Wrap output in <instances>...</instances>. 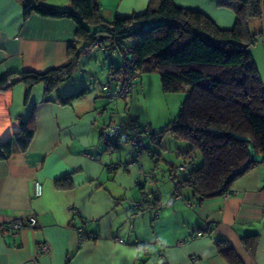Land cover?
Listing matches in <instances>:
<instances>
[{
  "label": "crops",
  "instance_id": "1",
  "mask_svg": "<svg viewBox=\"0 0 264 264\" xmlns=\"http://www.w3.org/2000/svg\"><path fill=\"white\" fill-rule=\"evenodd\" d=\"M47 1L64 9L70 0ZM157 1L98 3L107 23L143 13ZM172 1L204 13L222 29L235 24V12L219 0ZM249 21L256 32L261 23ZM75 30L69 18L32 14L24 20L19 0H0V79L63 64L69 47L82 45L74 40ZM120 64L117 53L90 48L71 79L50 96L42 84L34 85L27 99L21 82L0 90V143L12 138L11 154L0 158V264H229L218 253L217 239L226 240L242 264H264V164L238 177L227 195L199 201L188 187L176 192L174 183L160 178V164L167 173L170 167L153 147L160 142L166 150L162 142L168 134L144 135L137 151L103 140L101 129L134 116L156 132L176 118L187 94L163 91L152 71L143 73L128 95L109 101L101 85ZM84 87V97L59 101ZM26 121L34 133L23 147L15 135ZM157 154L164 160L156 163ZM116 163L125 166L113 167ZM35 181L41 183L40 196L34 195ZM138 202L139 211L133 208ZM29 216L36 224L12 236L6 223ZM205 225L203 234L194 236ZM81 232L92 237L81 240ZM178 240L184 242L177 245Z\"/></svg>",
  "mask_w": 264,
  "mask_h": 264
},
{
  "label": "trees",
  "instance_id": "2",
  "mask_svg": "<svg viewBox=\"0 0 264 264\" xmlns=\"http://www.w3.org/2000/svg\"><path fill=\"white\" fill-rule=\"evenodd\" d=\"M19 1L24 20L32 14L71 19L76 26L74 40L82 43L80 48L71 45L67 60L59 66L19 73L25 99L36 84H42L45 95L50 96L71 79L81 56L99 42L98 49L121 57L120 66L107 82L123 79L128 62L138 78L155 71L163 91L187 94L174 120L156 132L149 125L153 138L168 134L189 144L188 149L177 153L189 164L178 167L186 175L173 182L176 192L188 187L199 201L221 196L247 170L264 164V83L251 54L256 35L262 36V31L252 33L248 27L249 19L261 17V0H219L220 5L235 12L236 21L230 29H222L204 13L176 6L172 0L151 2L143 13L116 17L107 23L100 16L98 0H70L64 9L47 0ZM15 75L0 79V90ZM86 94L84 87L59 101L70 104ZM33 133V124L22 122L15 140L25 147ZM11 152L12 138L0 143V158H7ZM251 152L259 160L250 161ZM197 154L201 162L193 167ZM158 157L156 163L164 160ZM166 163L170 179L175 180L174 164ZM137 204L139 211L142 205ZM215 244L229 264H242L226 240L217 239Z\"/></svg>",
  "mask_w": 264,
  "mask_h": 264
},
{
  "label": "built area",
  "instance_id": "3",
  "mask_svg": "<svg viewBox=\"0 0 264 264\" xmlns=\"http://www.w3.org/2000/svg\"><path fill=\"white\" fill-rule=\"evenodd\" d=\"M100 46L99 42H95V44L91 47V49L98 48ZM126 64V65H125ZM125 66H127V72L123 79H117L111 82H105L101 85V89L103 95L109 100L113 101L117 98L124 97L129 94L130 90L135 86L136 79L138 78V74L131 69V64L125 62ZM151 127L149 125H138L135 121V118H129L126 122L119 123H108L104 125L101 129V137L103 140L115 143V144H131L137 151H140L143 148V138L144 135L149 134ZM121 167L123 168L125 164L116 163L113 167ZM183 170L184 167H181ZM150 179H153V173L150 174ZM42 193V186L39 181H35L34 183V195L40 196ZM223 195H227V192ZM133 208L136 210L139 208L138 204L135 203ZM70 213H74L73 208H69ZM36 224V218L33 216H29L25 221L21 217H17L8 223H6V227L11 231L12 236H17L18 232L25 226L33 227ZM203 230H199L194 233V236H199L203 234V231L208 228L207 225L203 227ZM92 237L88 233H80V239L84 240L86 238ZM183 240H178L177 245L182 244ZM40 250L46 252L48 247L46 245H41ZM192 260H195L193 258Z\"/></svg>",
  "mask_w": 264,
  "mask_h": 264
},
{
  "label": "rangeland",
  "instance_id": "4",
  "mask_svg": "<svg viewBox=\"0 0 264 264\" xmlns=\"http://www.w3.org/2000/svg\"><path fill=\"white\" fill-rule=\"evenodd\" d=\"M258 20V23H261V20L260 19H257ZM250 22V21H249ZM249 22H248V25H249ZM250 32L252 33H258L259 31H261V25L259 24V27H258V31L256 30V32H254V27H253V24L252 22H250ZM260 28V29H259ZM251 54H252V57H253V60L256 64V67L258 69V72H259V76L262 80V83H264V39H262V36L261 35H256V42L254 45L251 46ZM145 141V139H144ZM162 145L166 147V150H161L158 145L156 144H153V147H154V150L157 152V153H161L162 154V157L169 161V162H172L175 166V170L173 172V176H175L176 178H174L175 180H170L168 177H169V173L166 172L167 168H165L166 166L164 164H160V169L162 167V171L163 173H161V171H159L160 175L163 176V177H160V178H165L167 180V182L169 183H173L174 181H176L177 179L178 180H182L185 175H186V172H183V171H180L178 169V167L181 165V164H184L186 163L187 165L189 164V162L187 161H184L183 159L181 158H178L177 157V153L178 151H184L186 149L189 148V144L187 142H184V141H178V140H175L173 139L170 135H167L163 142H162ZM144 147V145H143ZM201 162V157H200V154H197L196 157L194 158V162L192 164V162L190 164H192L193 167H197ZM163 180V179H161Z\"/></svg>",
  "mask_w": 264,
  "mask_h": 264
},
{
  "label": "water",
  "instance_id": "5",
  "mask_svg": "<svg viewBox=\"0 0 264 264\" xmlns=\"http://www.w3.org/2000/svg\"><path fill=\"white\" fill-rule=\"evenodd\" d=\"M260 20H261L262 39H264V0H261V17H260ZM19 81H20V77L19 76H14L9 81H7L5 83L3 88H8V87L14 85L15 83H17ZM249 160L250 161L259 160V158L253 152H251V157H250ZM28 264H33V263L30 262Z\"/></svg>",
  "mask_w": 264,
  "mask_h": 264
}]
</instances>
